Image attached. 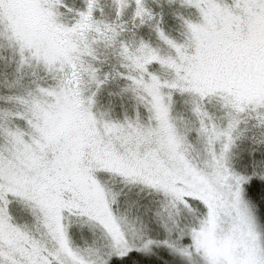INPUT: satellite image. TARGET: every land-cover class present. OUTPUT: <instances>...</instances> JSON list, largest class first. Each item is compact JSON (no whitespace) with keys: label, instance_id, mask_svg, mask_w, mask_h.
<instances>
[{"label":"snow or ice","instance_id":"obj_1","mask_svg":"<svg viewBox=\"0 0 264 264\" xmlns=\"http://www.w3.org/2000/svg\"><path fill=\"white\" fill-rule=\"evenodd\" d=\"M0 264H264V0H0Z\"/></svg>","mask_w":264,"mask_h":264}]
</instances>
